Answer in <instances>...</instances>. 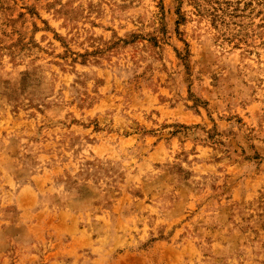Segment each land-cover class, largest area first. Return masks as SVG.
Wrapping results in <instances>:
<instances>
[{"label":"rangeland","instance_id":"obj_1","mask_svg":"<svg viewBox=\"0 0 264 264\" xmlns=\"http://www.w3.org/2000/svg\"><path fill=\"white\" fill-rule=\"evenodd\" d=\"M0 264H264V0H0Z\"/></svg>","mask_w":264,"mask_h":264}]
</instances>
